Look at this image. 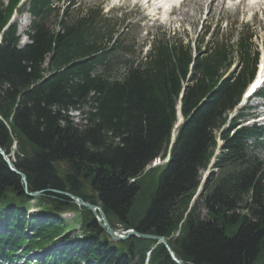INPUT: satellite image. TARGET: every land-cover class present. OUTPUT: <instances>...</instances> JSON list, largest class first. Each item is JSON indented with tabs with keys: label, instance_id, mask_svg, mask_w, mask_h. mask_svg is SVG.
I'll use <instances>...</instances> for the list:
<instances>
[{
	"label": "trees",
	"instance_id": "obj_1",
	"mask_svg": "<svg viewBox=\"0 0 264 264\" xmlns=\"http://www.w3.org/2000/svg\"><path fill=\"white\" fill-rule=\"evenodd\" d=\"M18 1L0 0V147L13 151L26 190L40 192L44 219L27 220L31 197L0 154V264L68 237L75 223L81 236L70 249L36 264H177L154 240L112 241L90 210L52 190L99 206L114 229L162 236L183 263L264 264V132L244 125L243 110L229 120L255 70L251 35L238 36L237 67L224 77L229 38H200L193 51L163 37L129 59L133 45L112 39L98 9L67 20L73 0H27L18 9L32 16L21 46L9 23ZM63 211L75 213L71 224Z\"/></svg>",
	"mask_w": 264,
	"mask_h": 264
},
{
	"label": "rangeland",
	"instance_id": "obj_2",
	"mask_svg": "<svg viewBox=\"0 0 264 264\" xmlns=\"http://www.w3.org/2000/svg\"><path fill=\"white\" fill-rule=\"evenodd\" d=\"M76 1L77 4L80 5L79 7L82 14H84L89 7L96 6V2H98V0ZM210 3L212 4V9L208 7L211 5ZM60 4H62V2ZM198 5H200L199 8H197ZM107 9L108 6L103 8V11L105 12V10ZM70 11L71 13L67 16V20H69L70 18H75L77 16V13L79 12V9L73 8L70 9L69 12ZM131 12L132 13H125L123 17L117 16L116 19L121 21L124 17H129L130 15H132L130 17L131 19H129L131 21H128L131 26L129 27L128 31L123 33L122 38L127 37L130 43L135 44V51L132 55V58L134 60L144 55L148 46V42L151 41L152 38L154 40H159L164 37L170 42L176 40H183V42H185L187 38L193 41L194 39H198L199 36H201V26H203L202 28L204 29L210 23L212 25V23L214 24L216 22L220 23L221 28L219 34L217 35V38H215V41L222 42L224 39H230L228 45L232 50V59L236 58V56L239 55L237 50V37L239 34L245 36L248 33L253 36L251 42L249 43L251 52L260 50L262 44H264V0H253L251 2H244L238 6H236L234 3L228 4L219 0L214 2H211V0H185L184 5L181 6L174 14L169 16V22H165L164 20H155L153 22H149L145 26L143 24L137 25L136 23V21H139V19L142 17L141 13L137 12V10L134 9L131 10ZM116 19L112 21H117ZM14 21H16L19 30H28L29 23L27 15L18 17L16 16L14 18ZM119 26L121 29L123 24ZM55 28L57 29L58 26L55 25ZM116 28L118 27H115V29L112 31L113 33L116 31ZM122 29H124V27ZM235 29L236 31H233ZM21 31L19 32L20 35L22 34ZM145 31H150V33L147 35L145 34ZM117 36L118 33H116V37ZM112 37H114V35H112ZM105 38L106 36H103L101 42H105V44L107 45L109 42L108 40H105ZM206 39L207 38L205 37L204 41H206ZM119 70L122 71L123 68H120ZM259 101L260 99L256 98L251 103L255 104ZM72 115L74 121H77L78 117H80L79 115H77L76 112H73ZM233 115V113L230 114V117H232ZM257 155L264 163V150H258ZM10 156V159L13 161V151L10 152ZM155 163H157V161ZM161 165H164V163L162 162L158 166ZM211 170L214 171V169L208 168L207 170L201 173L202 179L204 177L203 183L209 178ZM201 187L202 186H200V188ZM196 197L197 195L195 194V197L193 198L195 199ZM71 216L73 217V213L71 214Z\"/></svg>",
	"mask_w": 264,
	"mask_h": 264
},
{
	"label": "water",
	"instance_id": "obj_3",
	"mask_svg": "<svg viewBox=\"0 0 264 264\" xmlns=\"http://www.w3.org/2000/svg\"><path fill=\"white\" fill-rule=\"evenodd\" d=\"M0 154L3 156L5 162L8 164L9 168L13 172L17 173L21 177V180H22L23 184L26 186L27 182H26L25 175L22 172L18 171L13 166L12 162L6 157L4 151H3V149L1 147H0ZM52 191H54L56 193H62V194H65V195L69 196L77 205L83 206V207L89 209L90 211L94 212L95 214H96V211H97L98 214H99V217L97 219L101 221V223H100L101 227L105 228L106 232L108 233V235H110V237L113 240H123V239H126V238H128V237H130L132 235H135L137 237H141V238H144V239H147V240H155V241L163 244L168 249L170 255L172 256V258L174 259V261L177 264H185L181 260L176 258L175 254L170 249V247L168 246V244L166 243V241L164 240L163 237L158 236V235L148 234V233H139V232L135 231L134 229L133 230H127V231H121V230L115 231L114 229H112V227L108 223L106 215H105L104 211L100 207L95 206V205H93L91 203H87V202L83 201L82 199H80L79 197H77L75 195H72L70 193L61 192V191H58V190H52ZM33 194L37 195L38 192L33 193Z\"/></svg>",
	"mask_w": 264,
	"mask_h": 264
},
{
	"label": "bare ground",
	"instance_id": "obj_4",
	"mask_svg": "<svg viewBox=\"0 0 264 264\" xmlns=\"http://www.w3.org/2000/svg\"><path fill=\"white\" fill-rule=\"evenodd\" d=\"M169 1H171V0H158L157 1V4H163V5H166V4H168L169 3ZM203 4V3H202ZM200 7V5H198L197 6V8H199ZM209 8L210 9H212V4L209 6ZM23 25V24H22ZM24 26V25H23Z\"/></svg>",
	"mask_w": 264,
	"mask_h": 264
}]
</instances>
